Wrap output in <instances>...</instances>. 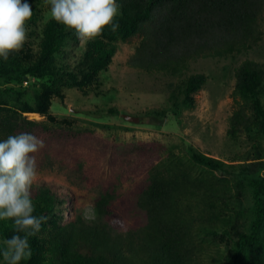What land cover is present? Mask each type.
<instances>
[{
    "label": "trees",
    "instance_id": "obj_1",
    "mask_svg": "<svg viewBox=\"0 0 264 264\" xmlns=\"http://www.w3.org/2000/svg\"><path fill=\"white\" fill-rule=\"evenodd\" d=\"M117 3L121 6L116 17L119 29L112 32L106 28L102 35L88 39L85 49L79 47L80 57L75 62L60 66L56 56L64 42L77 38L75 30L51 19L42 31L40 51L35 56L31 50L20 49L11 53L7 61L2 58L0 82L23 81L27 74L55 76L52 82H42L43 95L34 93L41 110L46 111L50 93L63 95L58 81L62 87L67 83L84 90L95 82L99 71L108 67L109 49L115 48L113 41L140 33L143 37L137 55L142 63L138 66L182 71L195 52L209 56L248 47L262 2L117 0ZM24 47H28L27 42ZM9 60L19 63L11 66ZM236 77L235 93L254 99L255 110L264 121L260 96L264 63L246 59L238 66ZM206 81L205 73L189 75L182 89V101H192L193 94ZM250 108L245 103L235 111L229 130L232 135L243 126L253 129L248 124L254 119ZM261 129L264 131V126ZM20 132H31L45 141L46 147L38 153L51 148L73 158L79 149H98L105 154L108 166L118 160L134 161L139 176L135 185L122 194L117 192L115 180L110 179L98 194L95 214L89 218L78 208L74 191L61 184L35 181L31 189L34 215H47L50 219L39 233L30 237L32 255L20 264H196L199 253L215 258L209 247L213 233L235 239L231 264H264V176L255 181V217L239 232L224 214L229 207V180L180 167L182 161L176 154L171 164L160 161L164 149L160 143L143 140L118 147L92 130L51 126L30 116H0V140ZM191 158L210 170L229 172L235 167V163L196 149L191 150ZM161 165L167 166L168 173H164ZM0 232L5 239L11 237L12 221L0 220Z\"/></svg>",
    "mask_w": 264,
    "mask_h": 264
},
{
    "label": "rangeland",
    "instance_id": "obj_2",
    "mask_svg": "<svg viewBox=\"0 0 264 264\" xmlns=\"http://www.w3.org/2000/svg\"><path fill=\"white\" fill-rule=\"evenodd\" d=\"M259 1L262 3L255 31L249 37L248 47L240 51L209 56L195 52L194 56L188 57L182 71L158 67L148 70L146 64L138 66L142 62L137 48L143 34L127 39L119 37L113 41L115 48L109 49L108 67L98 72L95 82L82 90L67 83L62 87L58 81L63 95L50 93L46 111L41 110L34 93L43 95L42 82H52L55 76L53 79L27 74L23 81L0 82V116H30L51 126L92 130L118 147L143 140L160 143L164 147L160 161L171 164V158L176 154L182 161L180 167L229 180V207L224 214L241 232L255 217V181L264 176V131L261 129L264 121L255 110L254 99L235 93L236 71L241 62L253 59L264 63V0ZM27 2L32 6L33 15L26 22L28 47L21 49L31 50L35 56L40 51L42 31L48 20L53 18L49 0ZM87 43L88 39L78 38L67 44L64 42L56 51L59 65L65 67V62H75L80 55L79 47L83 50ZM1 60L2 57L0 64ZM8 62L11 66L19 63ZM198 72L205 73L207 81L193 94L192 101L185 103L182 101L184 84L189 75ZM260 96L264 106V80ZM245 103L251 105L254 119L248 124L253 129L243 126L236 135H232L229 130L234 113ZM110 108H115L116 112H111ZM124 114L138 119L126 118ZM192 149L235 163V167L229 172L210 170L193 162ZM74 155L76 157L72 158L68 153L58 154L51 148L36 154L38 175L35 181L61 184L74 191L78 208L88 218L95 214L96 198L110 179L115 180L117 192L122 194L130 190L139 178L134 161L118 160L113 166H108L105 154L91 148L79 149ZM243 167L246 169L242 171ZM161 168L168 173L166 165H161ZM68 204L73 208L71 202ZM204 236L208 238L207 234ZM4 240L0 232V246ZM234 240L224 233L211 234L209 247L215 258L212 260L207 253H199L196 264H231L236 248Z\"/></svg>",
    "mask_w": 264,
    "mask_h": 264
},
{
    "label": "clouds",
    "instance_id": "obj_3",
    "mask_svg": "<svg viewBox=\"0 0 264 264\" xmlns=\"http://www.w3.org/2000/svg\"><path fill=\"white\" fill-rule=\"evenodd\" d=\"M51 17L78 39H94L108 28L116 32L120 5L117 0H49ZM33 9L27 0H0V57L5 61L19 51L28 38L26 22ZM45 141L31 132H20L0 140V220H11L13 235L3 241V264H20L32 255L30 237L50 219L34 215L32 186L38 175L36 153Z\"/></svg>",
    "mask_w": 264,
    "mask_h": 264
},
{
    "label": "water",
    "instance_id": "obj_4",
    "mask_svg": "<svg viewBox=\"0 0 264 264\" xmlns=\"http://www.w3.org/2000/svg\"><path fill=\"white\" fill-rule=\"evenodd\" d=\"M124 116H126V118L132 119V120H137L138 117L134 116V115H130V114H124Z\"/></svg>",
    "mask_w": 264,
    "mask_h": 264
}]
</instances>
